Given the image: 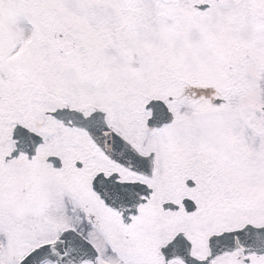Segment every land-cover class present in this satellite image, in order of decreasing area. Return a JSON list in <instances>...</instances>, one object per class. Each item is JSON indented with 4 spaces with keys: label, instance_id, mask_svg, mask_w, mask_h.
Returning <instances> with one entry per match:
<instances>
[{
    "label": "snow or ice",
    "instance_id": "6c2138e0",
    "mask_svg": "<svg viewBox=\"0 0 264 264\" xmlns=\"http://www.w3.org/2000/svg\"><path fill=\"white\" fill-rule=\"evenodd\" d=\"M0 264H264V0H0Z\"/></svg>",
    "mask_w": 264,
    "mask_h": 264
}]
</instances>
